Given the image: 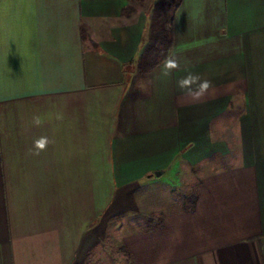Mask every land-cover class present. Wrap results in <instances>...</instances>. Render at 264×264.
<instances>
[{
    "label": "crops",
    "instance_id": "0c3cea01",
    "mask_svg": "<svg viewBox=\"0 0 264 264\" xmlns=\"http://www.w3.org/2000/svg\"><path fill=\"white\" fill-rule=\"evenodd\" d=\"M156 2L0 0V264H264V0H181L167 77Z\"/></svg>",
    "mask_w": 264,
    "mask_h": 264
},
{
    "label": "trees",
    "instance_id": "16d2710c",
    "mask_svg": "<svg viewBox=\"0 0 264 264\" xmlns=\"http://www.w3.org/2000/svg\"><path fill=\"white\" fill-rule=\"evenodd\" d=\"M180 2L181 0H157L152 8L145 43L136 61V68L140 73L148 71L169 55L172 47V10ZM191 202L194 204L195 199ZM123 250L131 264L130 253L125 248ZM126 261L127 258L124 264Z\"/></svg>",
    "mask_w": 264,
    "mask_h": 264
},
{
    "label": "clouds",
    "instance_id": "9594fccd",
    "mask_svg": "<svg viewBox=\"0 0 264 264\" xmlns=\"http://www.w3.org/2000/svg\"><path fill=\"white\" fill-rule=\"evenodd\" d=\"M180 67V62L173 57H166L163 62V76H170L172 71ZM177 85L185 96L190 97L193 101L202 100L209 92L210 88H213L212 82L207 79H202L199 75L189 73L182 79L178 80ZM55 119L60 121L63 119L61 112L55 113ZM33 123L39 126L42 123L40 116L33 117ZM50 143L48 137L42 136L38 140L34 141V148L36 149L35 155L46 149Z\"/></svg>",
    "mask_w": 264,
    "mask_h": 264
},
{
    "label": "rangeland",
    "instance_id": "374dc122",
    "mask_svg": "<svg viewBox=\"0 0 264 264\" xmlns=\"http://www.w3.org/2000/svg\"><path fill=\"white\" fill-rule=\"evenodd\" d=\"M167 177H168V175H167ZM172 177V176H171ZM169 179L171 180V181H175V180H172V178H170V176H169ZM175 184L177 183L176 181L174 182ZM192 182H190V184L186 187H183V188H179V189H177L176 190V192H175V196H176V198H177V200H178V207H182V202H183V200H184V197H185V195H189V196H191L192 194H191V191H192V184H191ZM174 196V195H173ZM135 218V217H134ZM121 220H118L117 219V221L115 220V224H116V222L117 223H119ZM122 223V222H121ZM123 224V223H122ZM130 224H133V222L131 221L130 222ZM137 223L135 222V225H136ZM140 225V224H139ZM106 245V244H105ZM110 247V248H109ZM106 253L107 254H105V252H101L99 255H98V259H97V261H96V263L94 262H92V264H112V260H111V258L113 259V261H114V263L113 264H122V262H121V260H125V255L124 256H121V254L120 255H118V252H117V249H116V247L114 246H112V245H107L106 247ZM108 253H109V255L111 256L112 255V257L110 258L109 256H108ZM87 263V262H86ZM87 264H90L89 262L87 263Z\"/></svg>",
    "mask_w": 264,
    "mask_h": 264
},
{
    "label": "water",
    "instance_id": "95a60500",
    "mask_svg": "<svg viewBox=\"0 0 264 264\" xmlns=\"http://www.w3.org/2000/svg\"><path fill=\"white\" fill-rule=\"evenodd\" d=\"M156 174H158V172H156Z\"/></svg>",
    "mask_w": 264,
    "mask_h": 264
}]
</instances>
